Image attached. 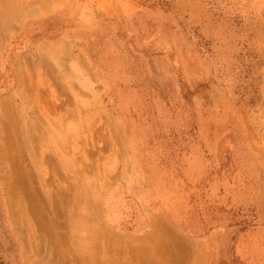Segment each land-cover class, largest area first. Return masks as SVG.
Instances as JSON below:
<instances>
[{
    "label": "rangeland",
    "instance_id": "1",
    "mask_svg": "<svg viewBox=\"0 0 264 264\" xmlns=\"http://www.w3.org/2000/svg\"><path fill=\"white\" fill-rule=\"evenodd\" d=\"M0 38V100L21 67L67 102L46 156L99 148L84 216L46 257L0 163V264H264V0H0ZM22 155L40 194L66 174Z\"/></svg>",
    "mask_w": 264,
    "mask_h": 264
},
{
    "label": "bare ground",
    "instance_id": "2",
    "mask_svg": "<svg viewBox=\"0 0 264 264\" xmlns=\"http://www.w3.org/2000/svg\"><path fill=\"white\" fill-rule=\"evenodd\" d=\"M0 41H1V38H0ZM43 58L45 59V57ZM38 61H39L38 64H40L41 62L40 57ZM42 64L45 65V63H42ZM26 74L27 72L25 73V71H22L21 67L19 70L15 71L16 88H15V92L13 93V97L15 99L14 101L15 105L9 102L7 99L0 100V132L3 133L0 138L1 140L0 143L2 142V144H0V163L1 164L7 163L8 171L10 172V175L14 177L13 185H11L12 190L9 191L10 192L9 194H11V198L12 197L13 198L11 199L9 197L10 200H7V205L10 208L11 217L15 221V219L17 218L16 217L17 216L16 215V209H17L16 205H18L17 204L18 202L22 204V208H24V211L30 223V226H28L26 230L27 235H28L27 239H31L33 241V245H34L33 249L37 255L44 254V257H46V255L49 254L51 250L56 251L57 247H59L60 245L59 243L62 238L60 237L59 231H62V230L68 231L70 229V225L73 219L77 215H79L80 211H83L81 213H83L82 215L84 216L83 209L86 206V203H87L86 200L89 195L88 189L90 188L89 184L87 185H85L86 183L84 184V179H86L85 176H87L85 174H87L94 167H96L95 164L97 161L95 163L92 162L93 164V165L91 164L92 166L91 165L88 166L89 163L87 165L86 161H84L83 158H85L86 160L89 157L95 158L96 155H98L97 153H98L99 148H97L98 146L95 147V144L90 143L91 141L89 143L94 146L90 145L89 143L87 144L86 143L87 140L83 138L86 140L85 142L83 141V139H81L83 143H85L84 146H86L87 144L89 146H92V148L88 149V146L83 148L84 149V152H82L83 157L79 154L80 156L79 157L77 156L78 158H75L73 162L68 163V160L65 161L64 159L62 160L58 159L57 155L59 156L61 155L57 153H56L55 159H53L51 156H46V154L49 155L48 154L49 152H50V155H52V153L48 149L47 151L49 152L45 154V151H43L44 143L41 144V142L45 139V136H46L45 130L49 129L51 125L50 123L51 119L49 116L52 115V113H56V111L59 112L62 110L63 112V109H64L63 107L65 106V104H67V102L66 103L64 102L65 103L64 104L62 101L57 100L53 96L52 94L53 91L51 92L50 90L52 89L51 85H48L47 83L48 81L51 80V77H50V80L46 82L45 80H47V78L45 80H43L44 78L41 79V77H45V76L39 75L38 79L37 77L34 76L35 78L34 80L30 72H28L29 75L26 76ZM53 93H55V91ZM34 113L37 114L36 118L31 117L32 114ZM17 120H20L21 124H23L24 126V129H23L24 133L23 135L21 134L22 136H20L21 138L19 140L17 139L19 138V136L17 138L15 137L14 139V136L16 135V133L13 132L16 130V125H18L16 124L18 123ZM53 125H54V122H53ZM53 125L52 127H54ZM17 131L20 132V130H17ZM87 132H90V131H87ZM83 133L85 134V132ZM97 133L99 135V131ZM83 136L85 137V135ZM98 138L99 137L97 136V139ZM92 141L96 142V139ZM68 146L70 147V145ZM80 149L81 151L83 150L82 147ZM33 150H35L36 155L38 157V161L36 163H38L40 167L44 168L45 165L50 166V167H54L56 165V167L59 166V168L67 167L65 170L66 174H62L61 169H60L59 170L60 172L56 171L57 173L56 177H54V179L47 182L48 185H45L48 189L45 192L46 194L39 193L38 188L35 186L33 182L34 180L32 179V177H35V176L33 175L31 176L32 172H30V168L28 169L26 167L27 166L26 157L24 158L23 157L24 155H22L23 152L27 153V151L32 152ZM31 155L32 154H30V157ZM98 160H100L99 157H98ZM98 163H97V166H98ZM100 166H99V171L101 170ZM29 167H30V164H29ZM39 172H40V169H39ZM39 177H41L40 174H39ZM86 181L90 182L89 180H85V182ZM87 186L89 188H87ZM92 191L90 190L89 193H91ZM15 195L19 196V200L15 199ZM82 215L80 214V216ZM80 216H77V217H80ZM16 222H17V219H16ZM155 226L159 227L157 222ZM56 229H59V230H56ZM18 232L22 234L21 230L19 229H18ZM62 239L64 240L65 237ZM58 261L59 260H57V262ZM49 263H50V260H49ZM58 263L65 264V261L63 260ZM76 264H81V263L77 260Z\"/></svg>",
    "mask_w": 264,
    "mask_h": 264
},
{
    "label": "crops",
    "instance_id": "3",
    "mask_svg": "<svg viewBox=\"0 0 264 264\" xmlns=\"http://www.w3.org/2000/svg\"><path fill=\"white\" fill-rule=\"evenodd\" d=\"M174 226H175L177 232L180 233L179 234L180 235L179 237H180V240H181V243H182L183 237H184V231L182 230V227L179 228V226H177V225H174ZM144 231L145 230H143V228H141V226H139L138 228L135 227L134 230H133L134 234H141ZM136 236H138V235H136Z\"/></svg>",
    "mask_w": 264,
    "mask_h": 264
}]
</instances>
